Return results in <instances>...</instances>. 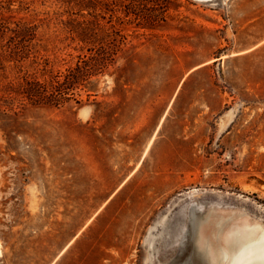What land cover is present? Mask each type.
Instances as JSON below:
<instances>
[{
  "label": "rangeland",
  "instance_id": "1",
  "mask_svg": "<svg viewBox=\"0 0 264 264\" xmlns=\"http://www.w3.org/2000/svg\"><path fill=\"white\" fill-rule=\"evenodd\" d=\"M160 2L153 28L118 21L95 95L32 104L9 87L28 57L0 67V264H232L264 232V0ZM64 9L0 0V23L37 25L62 71Z\"/></svg>",
  "mask_w": 264,
  "mask_h": 264
},
{
  "label": "trees",
  "instance_id": "2",
  "mask_svg": "<svg viewBox=\"0 0 264 264\" xmlns=\"http://www.w3.org/2000/svg\"><path fill=\"white\" fill-rule=\"evenodd\" d=\"M112 1L61 0L65 9L57 12L59 21L78 50L74 62L62 71L49 68L50 61L32 56L37 25L28 22L9 29L0 23V38L7 35L6 43L0 46V67L6 62L16 64L28 57V75L23 74L21 81L14 87L10 85V89L32 104L53 106L64 103L78 88H85L88 97L95 95L92 80L105 74L126 39L122 25H118L122 22L118 21L153 28L162 16V10L156 7L161 0H115L119 6L116 9L109 7ZM98 3L104 6L100 7V12L97 11Z\"/></svg>",
  "mask_w": 264,
  "mask_h": 264
},
{
  "label": "bare ground",
  "instance_id": "3",
  "mask_svg": "<svg viewBox=\"0 0 264 264\" xmlns=\"http://www.w3.org/2000/svg\"><path fill=\"white\" fill-rule=\"evenodd\" d=\"M223 252L225 253V251ZM1 253L2 247L0 244V255ZM256 258H263L264 260V232H262L257 241L250 244L247 248H243L238 254H236L232 264H248L251 259Z\"/></svg>",
  "mask_w": 264,
  "mask_h": 264
}]
</instances>
